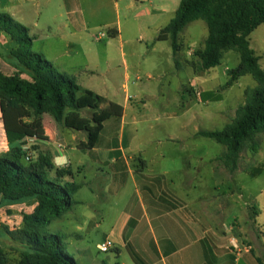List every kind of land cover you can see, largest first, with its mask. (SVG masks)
Masks as SVG:
<instances>
[{"label":"crops","instance_id":"1","mask_svg":"<svg viewBox=\"0 0 264 264\" xmlns=\"http://www.w3.org/2000/svg\"><path fill=\"white\" fill-rule=\"evenodd\" d=\"M179 3L180 0H0V13L28 29L34 52L41 54L59 73L74 76L82 90L122 108L120 118H112L104 124L96 148L86 152L78 145L68 144L80 135L79 145L84 143V133L69 132L61 124L62 130L60 124L44 115L42 129L31 135L37 137L36 151L50 153L55 168L62 169L68 164L65 167L71 172L78 169V164L83 163L79 156L88 153L91 160L101 139L107 135H117L113 146L122 152L120 134L126 120H137L136 115L139 119L140 110L152 111L155 116L163 114L162 104L150 107L161 87L170 85L166 77L189 72V49L181 53L182 61L178 60L181 68L177 70L169 41H157L159 31L173 19ZM105 36L111 41H120L117 56L121 60V72L118 64L112 66L117 57L106 56L102 71L89 69L83 59L89 62L88 58L93 56L89 41L101 42ZM131 36L145 42L144 51L125 50L123 40L128 42ZM152 38L154 43L149 48L143 39ZM160 45L165 48H158ZM131 70L135 72L133 76ZM139 73L146 75L147 82L141 83ZM105 74L113 83L104 81L96 89L83 80L86 76L91 80L95 75ZM116 78L121 81L115 82ZM200 78L194 74L192 81ZM151 89L155 94H150ZM120 92L123 93L122 104L113 101L120 98ZM79 114L82 116L81 112ZM45 116L50 123L43 121ZM19 131L16 127L13 129V132ZM16 146L17 141L10 143L5 137L0 113V155ZM160 175L161 180H148V176L143 175L146 180H139L135 204L128 196L122 214L111 226L109 237L113 243L114 264H264V220L259 225L260 218H264V204L258 211L250 201L241 203L242 195L237 186L228 188V193L193 198L182 181L184 192L179 196L172 189L173 181L164 180L165 175ZM73 176L76 182V175ZM123 188L121 186L120 190ZM213 201L217 204H211ZM17 206L1 204L0 213L7 207L16 214L18 210L14 207ZM5 218L0 216V219ZM2 233L0 229V241L6 242ZM0 246L3 245L0 243ZM126 251L131 256L129 261L118 262Z\"/></svg>","mask_w":264,"mask_h":264},{"label":"rangeland","instance_id":"2","mask_svg":"<svg viewBox=\"0 0 264 264\" xmlns=\"http://www.w3.org/2000/svg\"><path fill=\"white\" fill-rule=\"evenodd\" d=\"M102 33L105 34L104 31ZM180 35L182 43L189 47V60H191L192 53L203 46L207 37V29L202 21H195L189 24ZM137 39L138 37L132 36L128 42L124 39L125 50L144 51L145 42ZM143 40L146 44L148 43V46L154 43L153 38ZM248 40L250 49L259 58V67L264 70V26L255 29ZM100 41L94 39L89 41L93 56L88 58L89 62L83 58L88 68L102 71L104 70L102 68L104 59L117 57V59L114 58L116 60L112 66L118 64L119 72H121V60L117 56L118 49L121 47L120 41H111L106 36ZM162 47L165 48L164 45L158 48ZM14 48L15 45L10 39L1 34L0 72L4 76L16 73L8 63V54ZM181 55L183 54L177 56L179 61H182ZM239 61V54L236 51H228L224 53L219 66L209 71L198 72L197 75L201 77L199 80L192 81L194 72L191 67H189V72H178L172 77L167 76L165 81L170 82V85L164 84L161 87L159 96L153 100L150 107L153 109L162 104L165 111L155 116L151 114L152 111L143 113V110H140L139 119L136 115L137 120H126L120 134V139L123 141L122 152L115 150L113 144L117 141V135L113 134V136L107 135L101 139L91 160L88 153L79 156L83 163H79L78 169L72 171L76 175V183L82 186L75 196L78 204L71 212L61 215L58 219L48 220L46 225V229L50 232L58 231L65 237L67 249L77 264H114L113 250L101 254L98 251V245L107 238L112 241L109 237L111 226L122 214L126 204L125 199L128 196L131 198V203L135 204L139 180H146L143 175L148 176V180H161L160 174H164L163 179L173 181L172 189L179 196L184 192L183 181L187 190L193 193V198L207 194L228 193V188L233 189V186H237L242 195L241 203L250 201L256 210L262 209L261 206L264 204V134H258L255 137L256 152L249 149L243 150L238 170L233 175L214 161L224 154L225 148L210 139L197 136V133L201 131L222 132L235 118L236 110L244 105V91L257 87L250 75L239 78L230 87L226 86L229 71L234 69ZM134 73V70H131L132 76ZM138 76L141 83L147 82L145 74L139 73ZM22 78L27 79L26 76ZM88 78L86 76L83 80L90 82L95 89L99 88L104 81L106 84L113 83L107 74L95 75L91 80ZM114 81L119 82L121 79L116 78ZM150 92V94H155L153 89ZM119 97L113 101L122 104V92ZM81 115L90 118L91 111L84 110ZM128 117L131 120L132 116ZM43 121L50 123L46 116ZM119 128L121 131V126ZM61 129H64L62 125ZM69 132L74 131L69 130ZM67 136L69 137L70 133ZM80 138L82 135L68 144L70 146L79 145ZM65 166L68 164L62 167ZM121 186H124L122 190H120ZM211 204L216 205L217 201ZM13 205H18L14 207L18 210L16 214L4 207L5 210L2 214L0 213V216L21 224L23 216L32 215L38 203L31 200ZM136 212L135 207L134 214ZM1 220L0 229L4 233L6 242L0 241L3 245L0 246V256L2 253L9 264H16L19 260V246L8 240L4 231L5 229L13 230L1 223ZM262 220L264 218H260L259 225ZM126 252H122L118 262L129 261L131 256Z\"/></svg>","mask_w":264,"mask_h":264},{"label":"trees","instance_id":"3","mask_svg":"<svg viewBox=\"0 0 264 264\" xmlns=\"http://www.w3.org/2000/svg\"><path fill=\"white\" fill-rule=\"evenodd\" d=\"M195 21L205 24L207 37L189 61L194 74L219 66L224 53L236 51L240 61L229 71L226 86L246 75L257 84L255 89L244 91V105L236 110L235 118L222 132L197 133L225 148L224 154L214 161L233 175L243 150L256 152L255 137L264 134V70L259 67V58L250 49L248 40L255 29L264 26V0H180L173 19L157 36V41H169L177 70L181 68L177 56L189 49L180 34ZM28 33L26 27L0 13V36L4 34L15 45L8 54V63L16 71L11 76L0 72L1 121L6 139L18 143L0 155V205L31 200L38 203L32 215L23 216L18 229L4 232L9 241L19 246L16 264H77L67 249L65 237L58 231L50 232L46 225L48 220L73 210L78 204L75 196L82 186L73 180L70 168H55L50 153L37 152L36 147H33L35 159L26 164L21 141L36 137L31 134L42 129V117L47 115L68 130L84 133L86 140L78 148L92 151L104 124L120 118L122 108L82 90L74 76L59 73L32 50L33 38ZM84 110L91 111L90 118L80 116ZM15 127L20 133L13 132ZM0 264H9L2 253Z\"/></svg>","mask_w":264,"mask_h":264},{"label":"built area","instance_id":"4","mask_svg":"<svg viewBox=\"0 0 264 264\" xmlns=\"http://www.w3.org/2000/svg\"><path fill=\"white\" fill-rule=\"evenodd\" d=\"M37 138L36 137H26L21 141V151L23 153V159L26 164L32 162L36 156V152L33 150V147L36 146ZM1 223L7 226L10 230H16L20 227V224L16 222H11L8 219H2ZM113 249V243L111 240H104L98 245V251L101 254H105L108 251Z\"/></svg>","mask_w":264,"mask_h":264}]
</instances>
